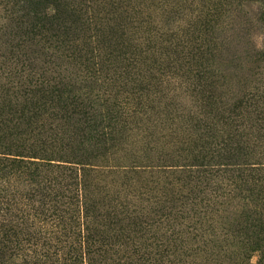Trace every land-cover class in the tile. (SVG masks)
<instances>
[{
  "label": "trees",
  "instance_id": "1",
  "mask_svg": "<svg viewBox=\"0 0 264 264\" xmlns=\"http://www.w3.org/2000/svg\"><path fill=\"white\" fill-rule=\"evenodd\" d=\"M92 23L80 2L0 0L2 36L19 39L9 44L18 62L0 65V264H50L59 255L63 264H99V249L118 229L125 251L101 264H264V95L222 103L208 89L214 85L203 61L209 50L198 34L182 44L186 49L157 61L123 29L99 33ZM21 50L28 62L19 59ZM41 53L57 61L39 66ZM66 63L75 75L62 74ZM185 67V81L201 94L200 114L190 113L187 123L204 138L191 162L170 164L196 177L163 206L167 216L159 215L168 218L180 204L179 218L171 215L178 225L144 210L127 216L120 206L99 213L104 199L88 192L84 177L98 170L99 150L120 139L132 116L142 119L150 101L169 106L163 76ZM116 82L113 101L100 112L98 87ZM99 215L107 219L102 229ZM164 224L169 239L153 234L147 241Z\"/></svg>",
  "mask_w": 264,
  "mask_h": 264
},
{
  "label": "rangeland",
  "instance_id": "2",
  "mask_svg": "<svg viewBox=\"0 0 264 264\" xmlns=\"http://www.w3.org/2000/svg\"><path fill=\"white\" fill-rule=\"evenodd\" d=\"M70 1L81 3L85 16L92 17V26L99 28V33L110 29L109 26H113V30L117 29L118 33L123 29L130 43L139 49L146 47L152 52L149 55L157 61H167L164 60L166 57L163 53H178V50L186 49L183 48L184 45L192 44L187 38L194 37V34L201 36L203 46L209 50L203 61L211 74L209 82L214 84L208 89L214 90L220 101L228 107H232L240 98L246 99L252 93L264 95L261 92L264 87V0ZM207 13L214 14L209 16ZM208 20L210 24L205 23ZM119 23H124V27L121 28ZM5 39L8 43L3 42ZM9 40V37L2 36L0 31V65L3 66H10L11 60L8 58H14L13 62H18L15 59L16 53L10 49L9 44L11 42L12 46H16L19 39L15 37ZM47 51L51 53L50 50L43 52ZM22 52L25 51L19 52V59L24 63L28 62V59L24 60ZM39 56V66L44 64V60L53 57L51 60L57 61L55 56H45L42 53ZM179 57V65H184L185 59L180 55ZM62 68V74L75 75L76 69L73 71L72 65L66 63ZM65 68L68 71L64 70ZM179 69L181 70L176 69L163 76L165 78L161 95L163 94L171 104L165 106L150 101V105H146L148 113L143 115L142 119H139L142 117L140 115L132 116L120 139L111 147L99 150V165L93 166L98 170L88 171L84 176L88 192L95 191L99 202L104 199L101 203H104L105 207L99 204V213L107 209V206H120L121 214L127 210V216L137 210H144L151 216L155 213V216L164 219L163 221L173 222V216L179 218L180 214L176 211L181 205L178 203L168 218L159 215L167 216L163 206L176 202L177 199L168 200L185 193L186 185L195 182L193 179L196 177L186 176L184 172H180V167H172L170 164L191 162L199 152L198 148L203 144L204 138L201 137V130L194 129L189 121L187 123L190 113L196 115L199 112L197 109H201L198 100L200 91L194 83L190 81L188 84L185 81L186 67L184 70ZM105 85L97 90L102 95L97 105L100 112L106 110L101 104L113 101L118 83L112 88L111 84ZM150 95V99L154 100V94ZM154 104L157 105L151 108ZM252 108L254 106L248 109ZM205 149L207 151L208 148ZM14 187L22 190L19 184ZM180 201L182 200L177 202ZM223 213L221 215L225 214ZM105 220V216L99 215L100 229L105 227L102 225ZM174 222L178 225L177 219ZM168 228L164 224L162 228L156 227L155 232L146 236L155 234L158 241L164 242L169 239ZM107 238L108 244L99 249V264L103 258L115 259L125 251L117 245L118 239L121 238L119 229L116 233L108 234ZM122 238L127 239L124 236ZM151 239L153 236L147 241ZM59 256L52 257L49 263L63 264Z\"/></svg>",
  "mask_w": 264,
  "mask_h": 264
}]
</instances>
